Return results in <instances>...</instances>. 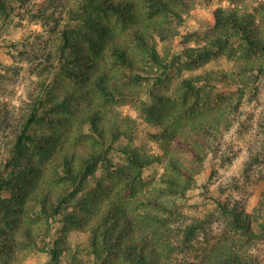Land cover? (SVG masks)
<instances>
[{"label":"rangeland","instance_id":"rangeland-1","mask_svg":"<svg viewBox=\"0 0 264 264\" xmlns=\"http://www.w3.org/2000/svg\"><path fill=\"white\" fill-rule=\"evenodd\" d=\"M136 2L140 4L139 0ZM169 2L181 20L162 14L153 17L156 24L170 30L165 38L153 33L159 56L170 64L168 70L164 72L139 61V67L151 68L152 72L140 73L143 79L135 80L130 71L114 64L110 54L104 56L118 84L135 92L130 98L97 97L104 122L129 117L135 120L137 131L116 141L115 149L108 155L112 167L97 170L100 185L89 182L82 194L89 203L91 197L93 202L112 200L121 204L154 243L163 245V253L169 250L165 264H264V54L251 51L240 37H233L224 38L223 43L215 45V52L202 61H190L182 55L185 49L212 45L224 30L233 32L231 25L215 26L213 12L219 7L233 9L238 15H251L264 42V0ZM77 5V0H23L0 27V178L6 176V168L16 157L12 149L38 98H45L49 88L61 100L60 88L73 84L60 70L58 55L62 32L69 23L68 11L76 10ZM104 22L111 34L130 43L115 16L108 15ZM69 28L75 29L76 24ZM206 73L241 78L247 87L200 85L188 90L182 85L184 79ZM143 104L155 106L154 115L148 117ZM167 116L181 121L178 132L190 139L199 160L181 150L174 140L159 139L160 120ZM50 128L61 142L79 151L90 145V136L85 129V135L80 134L75 118L55 129L45 122L30 130L48 134ZM122 147L133 148L141 156L159 155L163 159L145 167L135 180L130 160L120 152ZM170 156L194 178L183 193L166 191L165 178L176 177L167 167ZM19 162H27V158L21 157ZM45 174L44 184L57 190L59 185L48 177V171ZM215 199L226 203L231 208L229 213H223ZM153 202L162 203L164 208ZM72 210L83 214L69 208ZM237 218L248 221L249 232L236 226ZM80 220L81 223L72 224L62 217L52 220L25 215L23 223L30 224L35 233L37 228L44 232L50 229L49 237L42 234L36 238L38 246L43 240L61 239L64 246L58 261L37 248L18 244L10 250L0 245V253L4 252L0 264L8 254L17 258L20 263L16 264H129L113 255L97 261L89 247L92 218L85 215ZM15 230L12 233L21 240ZM231 243L241 262L216 257L223 245Z\"/></svg>","mask_w":264,"mask_h":264},{"label":"trees","instance_id":"trees-1","mask_svg":"<svg viewBox=\"0 0 264 264\" xmlns=\"http://www.w3.org/2000/svg\"><path fill=\"white\" fill-rule=\"evenodd\" d=\"M170 1L177 4L184 0ZM22 2L23 0H0V27ZM139 2L140 4L136 0H77L76 10L68 11L69 23L62 32L58 56L62 64L60 70L73 84L60 88L61 100L46 88L45 98H38L36 101L12 149L16 157L12 165L6 168V176L0 178V245L3 248L10 250L22 244L37 248L38 251L49 254L54 261H58V253L64 246L61 239L50 242L43 240L42 246H38L36 238L42 234L49 237L50 229L46 228L44 232L42 228H37L35 233L30 224L23 223L24 216L37 215L52 220L62 217L66 222L78 224L81 223V217L90 215L92 221L89 226V247L97 261L103 260L106 255H113L121 257L129 264H165V260L170 256L169 250L168 253H163V245L154 243L147 230L136 223L121 204L112 200L105 203L93 202L91 197L89 203L87 196L82 194L89 182L100 185L101 182L96 176L97 170H108L112 167L108 155L115 149L116 141L121 137H130L137 131L135 120L129 117L116 122H104L97 97L109 100L135 96V92L122 87L115 80L112 69L104 58L105 54L113 57L114 64L130 71V77L135 80L143 79L140 73L152 72L151 68L139 67V61L151 63L164 72L170 68V64L159 56L153 36V33H156L165 38L170 30L156 24L153 17L159 14L176 20H181V17L169 0ZM213 14L216 27L231 25L233 32L222 31L210 46L185 49L182 55L186 59L202 61L215 52V45L223 43L224 38L233 37H240L251 51L264 54V42L259 35V26L251 15H238L233 9L220 7L216 8ZM108 15H113L121 21L123 34L129 44L111 34V28L104 22ZM71 24H76V28H69ZM47 59L50 62L49 56ZM182 85L188 90H195L200 85L210 88L247 87L241 78L227 77L224 73L189 77L183 80ZM143 105L148 117L154 115L155 106ZM69 118L77 120L81 135H85L86 130V134L90 136V145L83 150L79 151L74 146L61 142L51 128L48 134L30 130L33 125L45 122L55 129ZM159 119L163 117L160 116ZM118 121H121L122 126ZM160 125L162 129L158 135L159 139H172L181 150L189 152L195 160L200 159L190 139L178 132L180 120L167 116L164 121L160 120ZM120 152L130 160L132 178L135 180L140 177L145 167L160 163L163 159L159 155L141 156L130 147H122ZM21 157H26L27 162H19ZM167 167L176 173V177L165 178L166 191L183 193L188 190L194 182L190 172L172 156L167 159ZM46 171L54 184L59 185L57 190H52L44 184ZM34 178H40V183H37L38 180L34 181ZM215 201L223 213H229L231 208L226 203L219 199ZM153 203L164 208L160 202ZM69 208L79 209L83 214L69 211ZM245 218H237L235 224L241 231L249 232L250 224ZM14 230L21 235V240L12 233ZM233 246L234 243L223 245L216 257L232 263L241 262L242 259ZM17 261L14 255L8 254L3 264L20 263Z\"/></svg>","mask_w":264,"mask_h":264}]
</instances>
